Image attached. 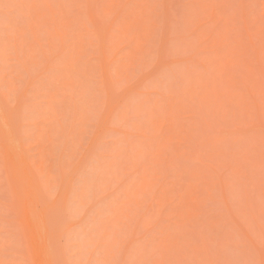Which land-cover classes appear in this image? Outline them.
Instances as JSON below:
<instances>
[{
  "label": "rangeland",
  "instance_id": "374dc122",
  "mask_svg": "<svg viewBox=\"0 0 264 264\" xmlns=\"http://www.w3.org/2000/svg\"><path fill=\"white\" fill-rule=\"evenodd\" d=\"M0 264H264V0H0Z\"/></svg>",
  "mask_w": 264,
  "mask_h": 264
}]
</instances>
